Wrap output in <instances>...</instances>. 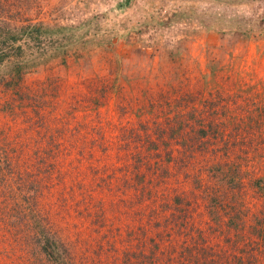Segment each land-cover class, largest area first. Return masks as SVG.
Masks as SVG:
<instances>
[{"label":"rangeland","instance_id":"rangeland-1","mask_svg":"<svg viewBox=\"0 0 264 264\" xmlns=\"http://www.w3.org/2000/svg\"><path fill=\"white\" fill-rule=\"evenodd\" d=\"M0 2L52 39L0 64L31 95L0 87V149L34 177L43 155L60 238L91 264H264V0ZM6 226L0 264H34Z\"/></svg>","mask_w":264,"mask_h":264},{"label":"trees","instance_id":"trees-1","mask_svg":"<svg viewBox=\"0 0 264 264\" xmlns=\"http://www.w3.org/2000/svg\"><path fill=\"white\" fill-rule=\"evenodd\" d=\"M45 27L40 20L33 21L26 16L14 15L5 10L0 2V64L4 60L20 59L24 55L43 50L52 41L43 34ZM23 70V63L13 62L6 72L0 73V87L8 91L11 97L18 99L17 102H21L22 97L31 98L28 92L22 90ZM6 106L11 107L12 102L7 100L4 107ZM33 110L37 113V109ZM6 154V151L1 153L0 149V185L3 186L9 178H12L15 185H7V189L1 191L5 199L0 202V207L6 203L9 206L5 207L6 210L0 209V220L6 228L8 224L21 231L20 241L29 259L37 264H91L86 253L87 247L76 250L71 242L60 238L57 230L48 222V214L40 204L39 174L49 171L43 155L36 153L38 165L33 171L34 177L23 170L14 173ZM12 174H16L14 178ZM176 204L177 210H180V202L177 201ZM170 248L172 246L167 247ZM181 250L188 252V245ZM136 255L133 251L125 250L122 260L130 262V257Z\"/></svg>","mask_w":264,"mask_h":264}]
</instances>
